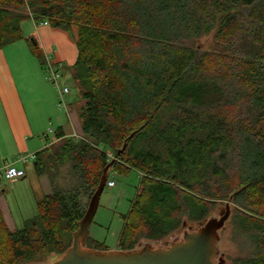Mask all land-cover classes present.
<instances>
[{
    "label": "trees",
    "instance_id": "1",
    "mask_svg": "<svg viewBox=\"0 0 264 264\" xmlns=\"http://www.w3.org/2000/svg\"><path fill=\"white\" fill-rule=\"evenodd\" d=\"M30 20L64 31L77 49L69 76L83 101L82 137L59 132L55 152L77 180L43 197L29 227L11 231L0 213V264L63 254L81 195L91 197L112 161L108 178L140 175L119 251L162 240L184 219L202 223L231 196L251 252L234 264H264V0H0V50L23 40ZM210 32L214 52L185 44Z\"/></svg>",
    "mask_w": 264,
    "mask_h": 264
},
{
    "label": "rangeland",
    "instance_id": "2",
    "mask_svg": "<svg viewBox=\"0 0 264 264\" xmlns=\"http://www.w3.org/2000/svg\"><path fill=\"white\" fill-rule=\"evenodd\" d=\"M22 25L23 34H28V32L34 29V25H32L30 21H25ZM40 25L47 24H39L37 27ZM46 27L49 28V25ZM26 40L21 41L20 43L18 42V45L27 46L29 48ZM185 44L194 50L201 51L202 53L214 52L216 48L215 33L210 32L204 34L197 39H191L190 41L185 42ZM35 62L37 63L36 65L39 66L38 61L36 60ZM42 71L43 70H41V75L43 74ZM62 77L71 93V96L67 101V103L71 104L68 106L69 108L66 111L67 115L65 116L67 120V128L62 133L64 134L65 139L67 138L78 141L72 136L82 137L80 127L81 121L78 119V116H80L83 101L74 90L69 74L64 72L62 76L61 73V85L63 84ZM39 81L41 83H46L43 78ZM55 90H57L56 93L58 97V89ZM56 109L59 113H61L60 111L63 113L65 111L64 109L59 111L57 107ZM53 127L47 125V129L43 133L44 136H47V140H45L43 135H41L42 139L46 141V148L38 153L39 155L37 159L39 160L38 166L40 174L34 166L35 161L32 160L25 164L16 165L17 167L23 169L25 178L17 181V183L14 184V188L10 187L7 182L5 183L1 181L0 183L1 187L5 190L3 193L5 195H2L3 199L0 198V213L4 216L6 221L5 223L11 231L16 229L21 230L27 226L29 227V224L36 216L37 202L41 200L43 196L45 197L51 194L55 187L56 189L68 192L74 185H76L77 175H74V171L71 170V163H69L66 159H60L55 153L56 149L61 147L62 140L58 137H54L53 139ZM108 179L113 182L114 186L110 188L105 186L99 199L96 214L89 226V238L87 240V243L90 242L89 239L91 240V247L95 246L102 248V251L108 249L105 252L113 250L119 251L117 248V242L123 227L122 217L128 214L131 202L140 189V175L134 171H130L127 175H110ZM230 197L231 196L227 197L225 200L217 201L212 213L207 218L210 219L219 217V214L225 210V206L227 204L229 205L230 216L225 222L224 227L219 231L216 264H234L235 260L249 256L251 253L250 248L247 245V241L245 240V236L242 233H239L238 229L235 228L234 225L235 218L237 216L236 213L242 211L233 203L232 197L231 199ZM89 199L90 197L81 195L80 207L83 214L87 208ZM184 220L186 230L189 227L194 229L198 226L197 223L188 222L186 219ZM183 233L184 227L180 226L179 229L162 240L149 242L141 241L137 245L136 249L142 247L145 243H151L153 248L167 247L173 241L182 239ZM71 243L72 238L70 245ZM87 243L86 248L91 249ZM62 255L63 254H49L36 262L24 264H56L62 258Z\"/></svg>",
    "mask_w": 264,
    "mask_h": 264
},
{
    "label": "crops",
    "instance_id": "3",
    "mask_svg": "<svg viewBox=\"0 0 264 264\" xmlns=\"http://www.w3.org/2000/svg\"><path fill=\"white\" fill-rule=\"evenodd\" d=\"M30 22L34 29L28 34L22 33L24 39L21 41L33 38L43 62L39 63L27 46H19L21 41L0 50V168L11 164L18 155L33 154L36 160L37 154L46 148L47 136L43 133L47 125L54 126L53 139L67 128V114L57 106V90L45 80L43 74L42 77L41 70L49 61L59 68L62 76L64 72L69 74L77 58L75 43L64 31L50 26L47 28L48 25L37 27L33 21ZM34 60L38 61L39 66ZM42 78L46 83L39 81ZM62 83L67 86L63 77ZM70 96L71 93L68 98ZM15 183L17 181L7 184L14 188ZM4 191L0 185L2 199Z\"/></svg>",
    "mask_w": 264,
    "mask_h": 264
},
{
    "label": "water",
    "instance_id": "4",
    "mask_svg": "<svg viewBox=\"0 0 264 264\" xmlns=\"http://www.w3.org/2000/svg\"><path fill=\"white\" fill-rule=\"evenodd\" d=\"M30 40L37 46L33 38ZM124 147L125 144L122 150ZM112 164L113 161L103 169L99 184L78 222V228L72 234V243L56 264H216L219 231L230 216L228 204L219 217L206 219L194 229L189 227L186 230L184 223L182 239L173 241L167 247L153 248L151 243H145L142 247L130 251L105 252L86 248L89 226L96 214Z\"/></svg>",
    "mask_w": 264,
    "mask_h": 264
},
{
    "label": "built area",
    "instance_id": "5",
    "mask_svg": "<svg viewBox=\"0 0 264 264\" xmlns=\"http://www.w3.org/2000/svg\"><path fill=\"white\" fill-rule=\"evenodd\" d=\"M43 75L47 82L52 84L56 89H58V101L57 106L60 110L64 109L65 112L68 110L67 100L70 95V90L66 85L60 86L61 73L59 68L54 66L51 62H45L43 68ZM51 132V130H50ZM52 133V132H51ZM75 140H79L80 137L72 136ZM111 159V155L108 156ZM34 161L35 156L32 155H18L11 164L5 165L0 168V182L4 181L7 183H14L24 178L25 173L23 169L17 167V164H25L28 161ZM106 187H113L112 181L108 180L106 182Z\"/></svg>",
    "mask_w": 264,
    "mask_h": 264
}]
</instances>
